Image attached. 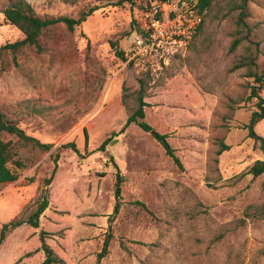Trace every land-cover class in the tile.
Here are the masks:
<instances>
[{"label": "rangeland", "instance_id": "obj_1", "mask_svg": "<svg viewBox=\"0 0 264 264\" xmlns=\"http://www.w3.org/2000/svg\"><path fill=\"white\" fill-rule=\"evenodd\" d=\"M9 1L0 0V112L53 148L0 184V227L36 208L59 146L79 155L60 153L38 228L10 233L0 264H41V233L59 264H97L105 240L99 264H264V174L249 173L264 155L245 128L257 101L248 68L233 69L245 58L264 66V0L247 1L243 24L225 13L232 0H217L186 54L147 85L144 121L167 135L181 169L136 125L120 133L139 76L115 51L129 43L138 0H25L40 18L93 10L72 32L45 29L41 53L1 49L22 39L2 14ZM254 131L264 138V119ZM220 143L229 149L217 155Z\"/></svg>", "mask_w": 264, "mask_h": 264}, {"label": "trees", "instance_id": "obj_2", "mask_svg": "<svg viewBox=\"0 0 264 264\" xmlns=\"http://www.w3.org/2000/svg\"><path fill=\"white\" fill-rule=\"evenodd\" d=\"M247 1L248 0H232L230 2V7L228 6L229 9L225 13L237 11L238 21L240 24H243L244 18L247 15ZM218 6L219 4L217 0H199V8L203 12V21L193 39L204 29V21L206 18L210 19L212 18V15L214 17V15L219 12ZM92 12L93 10H89L87 13H82L76 19L68 17L40 18L36 15L32 6L25 0H10L8 6L2 11V14L5 21L20 32L22 39L12 44H6L1 49L10 51L11 53H17L19 50L28 47L32 48L37 53H41L43 51V47L40 44V37L45 29L62 23L68 31L72 32L76 27L80 26L86 18L92 14ZM239 42V39H234L230 45L229 51L233 52L239 45ZM115 55L120 59V63L122 64L123 50L116 49ZM242 67L248 68V77L251 78L254 83V86L249 87L248 97L249 99H256L257 101L255 103L256 110L251 113L245 128L247 129L248 137L255 143H258L259 148L264 155V138L257 135L254 131L255 125L264 119V99H262L259 95L260 91L264 89V66L260 70H257L254 58H245V60L239 61L235 64L233 69L236 70ZM148 84L149 78L147 76H139L137 80L138 88L135 91L136 107L127 117L120 133H122L131 124L136 125L143 132L149 133L151 137L162 147L165 154L178 168L181 169L179 159L175 155L173 148L170 146L167 140V135L158 133L144 121V108L147 106L144 98ZM3 135L13 136L16 141H5L2 139ZM52 148V144L42 143L38 139L27 135L15 122L0 112V184H9L16 181L19 178V171L25 169L28 162L34 161L38 154L47 153ZM66 149H69L79 155L78 149L74 143L64 144L56 149L55 157L53 159L54 168L50 177L44 180V190L41 191L38 196L36 208L29 213L26 218H22V214L20 213V215H17L7 224H3L0 227V246L4 243L10 233L22 225H28L35 229L38 228L39 219L49 206L45 187H47L52 180L60 153ZM228 149L229 147L227 145L220 143V149L217 150L216 154L220 155L223 151ZM249 173L254 177L264 174V160L255 161L249 169ZM120 183L121 180L117 176L114 188L115 196L117 197L120 194ZM115 211H117V207ZM107 247L108 240H105L102 251L97 256V264H99L107 254ZM40 250L44 254V259L41 264L60 263V260L54 255L52 249L45 243L43 233L40 235Z\"/></svg>", "mask_w": 264, "mask_h": 264}, {"label": "built area", "instance_id": "obj_3", "mask_svg": "<svg viewBox=\"0 0 264 264\" xmlns=\"http://www.w3.org/2000/svg\"><path fill=\"white\" fill-rule=\"evenodd\" d=\"M203 21L199 0H138L122 66L154 84L183 57Z\"/></svg>", "mask_w": 264, "mask_h": 264}, {"label": "water", "instance_id": "obj_4", "mask_svg": "<svg viewBox=\"0 0 264 264\" xmlns=\"http://www.w3.org/2000/svg\"><path fill=\"white\" fill-rule=\"evenodd\" d=\"M110 144H111V145H113L114 143H113V142H111Z\"/></svg>", "mask_w": 264, "mask_h": 264}, {"label": "crops", "instance_id": "obj_5", "mask_svg": "<svg viewBox=\"0 0 264 264\" xmlns=\"http://www.w3.org/2000/svg\"><path fill=\"white\" fill-rule=\"evenodd\" d=\"M47 209H48V208H47ZM47 209H46V210H47ZM46 210H45V211H46Z\"/></svg>", "mask_w": 264, "mask_h": 264}]
</instances>
